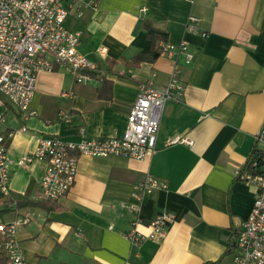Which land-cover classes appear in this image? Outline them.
<instances>
[{
	"label": "crops",
	"instance_id": "obj_1",
	"mask_svg": "<svg viewBox=\"0 0 264 264\" xmlns=\"http://www.w3.org/2000/svg\"><path fill=\"white\" fill-rule=\"evenodd\" d=\"M87 1L63 0L64 25L105 76L78 84L64 67L39 73L29 106L36 115L26 120L0 96V136L12 134L0 224L18 222L29 264H229L228 247L255 198L254 187L234 173L247 166L264 130V0ZM190 16L197 33L186 30ZM148 33L158 48L185 41L194 56L188 66L179 63L182 93L162 110L156 151L142 162L80 157L66 197L46 202L39 186L45 164L21 160L41 139L77 142L80 126L91 139L122 138L138 88L151 82L162 90L172 71L171 61L151 51ZM101 48L106 57L99 60ZM139 55L152 61L130 66ZM59 111L75 115L71 126L58 122ZM147 176L167 189L144 197L137 231L148 236L149 223L163 215L171 221L163 238L135 247L125 237L132 230L125 207Z\"/></svg>",
	"mask_w": 264,
	"mask_h": 264
},
{
	"label": "built area",
	"instance_id": "obj_2",
	"mask_svg": "<svg viewBox=\"0 0 264 264\" xmlns=\"http://www.w3.org/2000/svg\"><path fill=\"white\" fill-rule=\"evenodd\" d=\"M62 3L63 0H0V96L24 120L36 115L29 110V106L39 73L52 72L56 66L64 67L78 84H87L96 79L85 75V72L94 73L99 78L105 76V71L100 69L97 62L90 61L79 52L80 36L65 28L68 10ZM87 4L92 7L95 1L89 0ZM196 23L195 17H188L187 32L197 33ZM157 53L159 57L171 61L169 81L162 90L154 88L151 82L138 88L122 138L91 139L86 137L84 128L80 126L77 129V142L58 138L41 139L34 152L21 160V165L33 161L45 164V173L39 184L44 200L58 202L66 197L75 183L80 157L118 156L142 162L154 154L162 110L167 102L182 93L178 80L179 63L182 61L188 66L194 60L189 44L185 41L178 45L164 44ZM95 57L99 60L105 58L106 50L98 49ZM2 106L4 102L0 100V107ZM57 118L60 124L71 126L75 115L59 111ZM22 131H26V128H22ZM11 137V133L0 136V193L6 197L9 192L10 165L6 155V142ZM234 175L244 184L254 187L255 198L248 218L231 242L229 264H264V130L256 136V146L246 169H238ZM166 189L165 181L152 176H147L134 186V203L125 207L132 226L125 237L131 245L137 247L146 239L157 240L164 237L166 226L171 221L167 215L149 223L151 232L148 236L139 233L137 227L142 224L138 212L144 197ZM23 223H27V220ZM17 227V221L0 224V247L6 258L5 264H29L19 247Z\"/></svg>",
	"mask_w": 264,
	"mask_h": 264
},
{
	"label": "trees",
	"instance_id": "obj_3",
	"mask_svg": "<svg viewBox=\"0 0 264 264\" xmlns=\"http://www.w3.org/2000/svg\"><path fill=\"white\" fill-rule=\"evenodd\" d=\"M95 1V3H98L99 2V0H94ZM144 28H145V30L148 32V30H149V27L146 25V26H144ZM147 39L150 41V43H151V51H157L158 52V50H159V48H158V45L156 44V39L151 35V34H147ZM152 60L150 59V57H148L147 55H139V56H137L136 58H134L130 63H129V65L130 66H138L140 63H142V62H151ZM85 75H91V76H93L94 78H97V76H96V74H94V73H87V72H85L84 73ZM254 148H255V146H254ZM254 150V149H253ZM247 167V166H246ZM246 167L245 168H243V170H245L246 169ZM242 170V171H243ZM46 202H48V203H51V202H49V201H46ZM27 205H29V203L28 202H26V203H18V202H16V208H20V207H23V206H27ZM7 209L5 208L2 212H5ZM0 241H1V239H0ZM231 251H232V247H231V243H230V246L228 247V250H227V253L226 254H230L231 253ZM5 262H6V258H5V256H4V254L2 253V249H1V247H0V264H5Z\"/></svg>",
	"mask_w": 264,
	"mask_h": 264
},
{
	"label": "rangeland",
	"instance_id": "obj_4",
	"mask_svg": "<svg viewBox=\"0 0 264 264\" xmlns=\"http://www.w3.org/2000/svg\"><path fill=\"white\" fill-rule=\"evenodd\" d=\"M94 1V0H93Z\"/></svg>",
	"mask_w": 264,
	"mask_h": 264
}]
</instances>
